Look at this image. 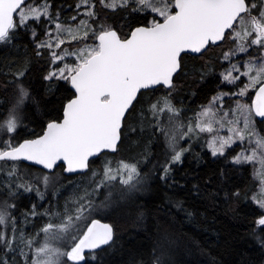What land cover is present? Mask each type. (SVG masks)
I'll return each instance as SVG.
<instances>
[{"label": "snow or ice", "instance_id": "snow-or-ice-1", "mask_svg": "<svg viewBox=\"0 0 264 264\" xmlns=\"http://www.w3.org/2000/svg\"><path fill=\"white\" fill-rule=\"evenodd\" d=\"M217 205L264 264V0H0V264H192Z\"/></svg>", "mask_w": 264, "mask_h": 264}, {"label": "trees", "instance_id": "trees-1", "mask_svg": "<svg viewBox=\"0 0 264 264\" xmlns=\"http://www.w3.org/2000/svg\"><path fill=\"white\" fill-rule=\"evenodd\" d=\"M201 211L203 215L195 220L174 218L176 222L169 226L179 238L183 259L192 264H245L258 259L259 254L251 251L250 244L235 239L237 230L244 229L238 227L226 205L208 208L206 212L201 207ZM124 227L127 229L129 225L125 223Z\"/></svg>", "mask_w": 264, "mask_h": 264}]
</instances>
